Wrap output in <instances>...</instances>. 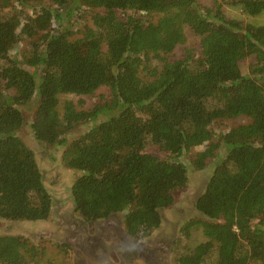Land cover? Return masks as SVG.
I'll use <instances>...</instances> for the list:
<instances>
[{
  "label": "trees",
  "instance_id": "trees-1",
  "mask_svg": "<svg viewBox=\"0 0 264 264\" xmlns=\"http://www.w3.org/2000/svg\"><path fill=\"white\" fill-rule=\"evenodd\" d=\"M197 2L0 0V218L44 221L53 211L35 153L18 134L23 109L34 105L31 128L43 144L85 127L63 155L79 172L70 198L81 221L120 214L129 236H146L161 227L162 210L191 167L212 164L195 201L202 217L181 235L201 228L206 240L179 264H205L213 255L214 264H264V25L227 18L221 3L202 9ZM234 4L247 16L264 13V0ZM89 10L91 25L73 38L71 27ZM187 30L196 45L178 55ZM23 37L30 42L19 51ZM248 57L255 62L243 73ZM94 96L102 101L87 107ZM239 117L248 122L212 129ZM149 143L166 157L146 151ZM205 144L188 167L182 157ZM45 248L1 235L0 264H41ZM57 248L66 253L68 245Z\"/></svg>",
  "mask_w": 264,
  "mask_h": 264
},
{
  "label": "rangeland",
  "instance_id": "rangeland-1",
  "mask_svg": "<svg viewBox=\"0 0 264 264\" xmlns=\"http://www.w3.org/2000/svg\"><path fill=\"white\" fill-rule=\"evenodd\" d=\"M237 0H198L197 5L203 8L216 7V2L222 4L227 18L237 20L243 24L264 25V13L251 17L243 13L241 6L234 4ZM48 5V4H46ZM32 14L34 9L29 8ZM118 15L124 16L119 11ZM90 10L86 11L82 19H78L71 27L73 38L82 36L84 25H91ZM154 18L153 20H155ZM188 40L185 45L177 49L181 55L182 48L195 46L197 37L187 30ZM30 40L21 38L18 49L24 50ZM254 57H248L241 62V70L248 73ZM156 65V61H152ZM101 93H106L103 88ZM99 92V93H100ZM62 101L78 98L73 95L60 96ZM86 105L92 106L101 102L98 96L86 97ZM24 108L25 123L19 131L23 142L33 150L37 163L43 173L44 182L53 198V211L49 219L44 221H10L0 218V236H22L29 244L48 248L41 264H179L183 254L188 253L199 243L205 241L201 228H194L189 236L182 235V229L191 219L202 217L195 209V201L204 192L214 165L209 164L204 170H195L191 167L188 172V181L184 188L174 192V203L162 210L163 223L160 228L143 237H131L126 233L122 222V215L114 214L108 219L99 222H83L75 211L70 198V187L79 176V172L71 170L63 162V155L67 146L84 132L85 127L80 126L70 131L65 142L59 144H43L33 134L31 124L34 119L36 107ZM105 119L101 116L99 121ZM248 119L239 117L233 120H218L212 126L216 134L227 131L232 126L247 123ZM207 144L194 148L182 160L188 167L191 159L197 152L204 151ZM146 151L155 155L166 157L154 144H148ZM217 158L223 157L219 151ZM213 161H216V159ZM211 165V166H210ZM48 243V244H47ZM66 244V253L59 251L57 244ZM215 256L210 257L205 264H214Z\"/></svg>",
  "mask_w": 264,
  "mask_h": 264
}]
</instances>
